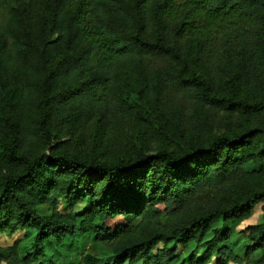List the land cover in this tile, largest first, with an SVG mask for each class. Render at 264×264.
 <instances>
[{
    "label": "trees",
    "instance_id": "trees-1",
    "mask_svg": "<svg viewBox=\"0 0 264 264\" xmlns=\"http://www.w3.org/2000/svg\"><path fill=\"white\" fill-rule=\"evenodd\" d=\"M87 126L139 135L56 145ZM260 201L264 0H0V231L33 230L0 262L92 234L111 259L75 264L241 263L229 222ZM247 231L245 264H264V205ZM191 240L204 251L177 263L169 245Z\"/></svg>",
    "mask_w": 264,
    "mask_h": 264
},
{
    "label": "rangeland",
    "instance_id": "rangeland-1",
    "mask_svg": "<svg viewBox=\"0 0 264 264\" xmlns=\"http://www.w3.org/2000/svg\"><path fill=\"white\" fill-rule=\"evenodd\" d=\"M217 125H221L219 118H217ZM63 128V132L60 134L59 138L55 140L56 145L61 144L64 148L67 149H77L83 148L82 145H85L87 148L90 143L93 142V139L96 137L98 140H102L103 143H99L100 152H110L112 148L115 152L122 149V142L127 137H132L135 139L138 134V129L134 128L133 132L127 133L122 129H115L110 132L106 130L104 132L98 133L96 128L92 126L79 127V128ZM66 131V134H64ZM99 134V135H97ZM136 136V137H135ZM153 147V145H151ZM90 149V148H89ZM263 205L264 201H260L255 204L254 208L249 217L244 219H233L229 222V225L232 229V236L227 242V245L230 246L235 253L240 255L243 258L241 263L231 261L229 264H245L244 248L246 245H250L251 242L248 240L247 228L253 224H259L263 221ZM85 207L83 202L78 203L74 208H71L67 202L62 198L58 203V210L64 214L73 215L75 211H79ZM39 210L44 214L51 213V207L48 205H42L39 207ZM222 225V221H216L212 224V228ZM33 230L27 231L26 228L20 227L15 232H10L9 230L0 231V245L9 246L14 244L16 241L20 242L21 256H24L23 246L29 242L31 233ZM211 236V230L205 235L204 240L208 239ZM201 242L198 244L195 240L188 241L186 243H176L170 244L173 246L174 255L177 257V263L184 262L190 254L198 253L201 254L204 251V247ZM164 246V243H158V246L153 250L154 252L157 249H160ZM48 255L43 259H34L32 264H75L83 259L87 253L97 254L100 257H103L104 260L111 259V246L97 241L92 234H67L62 242H57L51 240L47 244ZM257 255V254H256ZM52 259L50 261L49 259ZM41 261V262H40ZM0 264H5L4 261H1Z\"/></svg>",
    "mask_w": 264,
    "mask_h": 264
}]
</instances>
